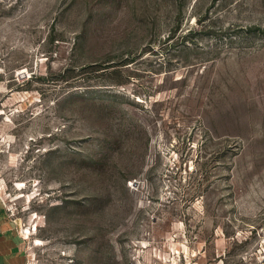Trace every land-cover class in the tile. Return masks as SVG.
Returning a JSON list of instances; mask_svg holds the SVG:
<instances>
[{"label": "rangeland", "instance_id": "374dc122", "mask_svg": "<svg viewBox=\"0 0 264 264\" xmlns=\"http://www.w3.org/2000/svg\"><path fill=\"white\" fill-rule=\"evenodd\" d=\"M0 193L24 264H264V0H0Z\"/></svg>", "mask_w": 264, "mask_h": 264}, {"label": "crops", "instance_id": "0c3cea01", "mask_svg": "<svg viewBox=\"0 0 264 264\" xmlns=\"http://www.w3.org/2000/svg\"><path fill=\"white\" fill-rule=\"evenodd\" d=\"M26 237L0 193V264H24Z\"/></svg>", "mask_w": 264, "mask_h": 264}, {"label": "bare ground", "instance_id": "6f19581e", "mask_svg": "<svg viewBox=\"0 0 264 264\" xmlns=\"http://www.w3.org/2000/svg\"><path fill=\"white\" fill-rule=\"evenodd\" d=\"M27 232H28V233H31V230H30V229H27Z\"/></svg>", "mask_w": 264, "mask_h": 264}]
</instances>
